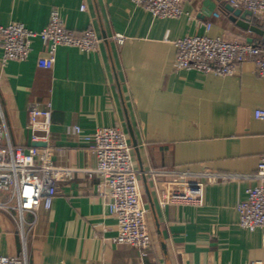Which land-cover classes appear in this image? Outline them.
Listing matches in <instances>:
<instances>
[{
	"label": "crops",
	"instance_id": "0c3cea01",
	"mask_svg": "<svg viewBox=\"0 0 264 264\" xmlns=\"http://www.w3.org/2000/svg\"><path fill=\"white\" fill-rule=\"evenodd\" d=\"M213 1V13L206 0H182L181 16L160 18L133 0H0V24L20 21L39 31L57 12L67 27L93 28L100 37L97 50L60 45L52 68L43 64L39 37L26 59L5 64L0 43V120L12 143L37 157L47 154L57 165L81 168L58 182L50 209L25 212V234L19 211L0 207V254L22 256L26 249L28 264L264 261V229L244 228L238 209L247 189L258 184L254 174L264 159V119L255 114L264 108V79L253 57L232 75L174 66L176 40L188 34L264 44V36L239 24L241 15L230 10L229 0ZM246 20L264 29V15L247 13ZM49 102L50 135L33 140L30 111ZM112 125L125 130L141 171V203L153 234L146 254L114 241L119 221L110 212L106 179L82 170L97 164L84 134ZM209 171L243 177L211 182ZM181 172H189L187 184L201 185L200 204L170 201ZM8 198L2 192L0 200Z\"/></svg>",
	"mask_w": 264,
	"mask_h": 264
},
{
	"label": "built area",
	"instance_id": "2783aa9c",
	"mask_svg": "<svg viewBox=\"0 0 264 264\" xmlns=\"http://www.w3.org/2000/svg\"><path fill=\"white\" fill-rule=\"evenodd\" d=\"M144 6L154 17L174 18L184 13L182 0H133ZM235 7H244L254 14L264 15V0H229ZM84 7V6H83ZM210 29L211 23L206 24ZM41 38L44 45L43 64L52 68L60 45H69L82 50H97L100 37L93 28L81 31L71 29L64 23L59 13L51 14L49 23L39 31L29 28L25 23L13 21L0 24V43L3 49V64L8 60L26 59L32 50L34 38ZM114 37L123 42L125 36L116 33ZM177 54L174 60L176 69L196 70L204 73L232 75L246 59L253 57L257 72L264 79V44L254 42H232L221 36L207 34H188L176 40ZM256 117L264 119V108L256 110ZM53 123L52 104L46 107L33 108L30 111L28 127L33 140L47 139ZM77 133L82 128L75 125ZM92 142L97 152V164L83 168L89 177L95 173L106 179L110 212L119 221V232L114 236L117 243L132 244L146 254L153 244V234L149 231L146 210L141 203L139 174L135 166L132 146L125 130L119 125L99 126L93 132L84 134ZM81 168L57 165L47 154L39 157L25 146L14 145L10 139L9 129L4 119L0 120V196L8 192L6 201L0 200V207L17 209L23 222L24 214H34L40 208L50 209L57 193L58 182L71 179ZM189 172L177 173L174 177L175 189L171 195L172 203L200 204L201 185L187 184L185 178ZM211 182L237 181L243 176L229 172H207ZM254 176L258 184L247 189L246 198L238 204L240 224L249 230L264 229V159L257 167ZM16 200V203L12 202ZM168 200L163 198L162 204ZM0 264H28L27 250L22 256L0 254ZM253 264H264L255 260Z\"/></svg>",
	"mask_w": 264,
	"mask_h": 264
},
{
	"label": "water",
	"instance_id": "95a60500",
	"mask_svg": "<svg viewBox=\"0 0 264 264\" xmlns=\"http://www.w3.org/2000/svg\"><path fill=\"white\" fill-rule=\"evenodd\" d=\"M206 4L209 5L211 13H213L216 10V3L213 0H206ZM230 10L234 12L235 15H241V19L243 21H240L239 24H241L245 28H249L252 31L260 33L262 36H264V29H261L257 25L251 24L248 20H246V14L247 13H253L251 10H243L242 8H236L231 4ZM250 41H253V38H249ZM43 142H36V144H42Z\"/></svg>",
	"mask_w": 264,
	"mask_h": 264
}]
</instances>
